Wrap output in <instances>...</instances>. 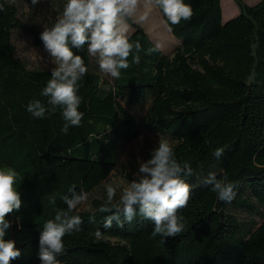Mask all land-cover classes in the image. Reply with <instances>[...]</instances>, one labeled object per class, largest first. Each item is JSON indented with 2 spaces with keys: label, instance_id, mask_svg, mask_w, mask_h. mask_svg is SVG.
<instances>
[{
  "label": "trees",
  "instance_id": "16d2710c",
  "mask_svg": "<svg viewBox=\"0 0 264 264\" xmlns=\"http://www.w3.org/2000/svg\"><path fill=\"white\" fill-rule=\"evenodd\" d=\"M232 1L238 14L222 22L220 0H185L194 15L171 30L166 26L178 41L170 55L128 19L129 37L144 51L139 65L121 70L119 79L101 72L86 46L73 49L88 67L80 81L84 118L64 134L59 109L44 119L27 111L30 101L46 99L40 93L51 69L29 68L14 36L45 50L40 34L56 22L66 0H0V167L18 171L22 199L21 209L8 217L5 239L21 251L11 264H40L39 235L57 207L49 202L53 191L61 197L75 185L90 194L115 171L121 147L143 131L171 141L177 159L194 169L187 179L191 197L181 210L186 231L162 241L140 217L104 229L106 214L92 216L104 200L92 199L76 211L84 224L65 236L61 264H264V0ZM23 6L40 12L41 22H25ZM218 147L225 151L216 159ZM210 173L236 182L230 203L205 185ZM135 178L124 177L127 184ZM98 228L102 239L95 236Z\"/></svg>",
  "mask_w": 264,
  "mask_h": 264
},
{
  "label": "clouds",
  "instance_id": "9594fccd",
  "mask_svg": "<svg viewBox=\"0 0 264 264\" xmlns=\"http://www.w3.org/2000/svg\"><path fill=\"white\" fill-rule=\"evenodd\" d=\"M40 2L31 0L32 5ZM147 3L161 10L169 30L182 21H190L194 15L185 0H147ZM138 5L139 0H66L56 22L51 27L45 26L40 34L54 66L40 93L46 99H34L27 105L33 118L44 119L59 109L64 120L62 133L67 134L70 127L81 126L84 113L80 111V81L88 67L84 58L73 49L80 51L86 46L88 55L97 59L99 70L114 79L120 78L121 70L129 69L132 64L139 65L144 49L139 40L130 39L126 25V21L136 14ZM3 10L4 5L0 4V11ZM156 50L149 49L148 54ZM224 151L223 147H218L212 155L219 159ZM194 174L189 161L177 159L172 142L160 137L150 158L138 163L136 178L119 190L118 200V188L112 183L104 185L106 199L93 211V220L97 214H106L103 228L111 229L113 224L122 228L125 223L130 224L140 217L153 224V237L159 236L162 241L175 238L187 229L181 210L190 200L191 186L187 179ZM19 179L20 174L14 168L0 167V264H11L21 256L15 241L5 239L12 226L8 217L22 207L21 193L17 190ZM204 183L210 186L219 201L230 203L236 195L237 184L227 175L218 178L215 173H210ZM60 199L66 207L56 209L54 218L43 224L39 235L40 264H61L58 256L65 251V236L81 231L84 224L76 210L87 204L89 193L78 191L72 185ZM49 202L55 205V195ZM95 236L103 238L99 228Z\"/></svg>",
  "mask_w": 264,
  "mask_h": 264
},
{
  "label": "rangeland",
  "instance_id": "374dc122",
  "mask_svg": "<svg viewBox=\"0 0 264 264\" xmlns=\"http://www.w3.org/2000/svg\"><path fill=\"white\" fill-rule=\"evenodd\" d=\"M248 5H253L259 0H245ZM222 22L235 17L238 14V9L232 0H220ZM21 13L24 21L28 22L35 18L37 23L41 22L43 17L40 12L33 14L26 6L21 8ZM146 16L147 19H141ZM136 24L140 25L145 32L150 36L153 43L164 53L170 55L175 48L178 41L175 40L169 33L166 25L161 19V16L154 5L147 3V0H139L138 10L131 18ZM127 25V24H126ZM128 33L132 29L127 25ZM129 33V34H130ZM14 45L16 47L18 56L29 66V68L51 69L54 65L50 62V57L45 50L35 48L32 41L23 36L16 34L14 36ZM158 138L142 132L140 137L129 145H124L120 149L119 158L115 171L111 176L101 184L97 189L89 194L87 204L78 206L76 211H84L88 208L89 202L92 199H106L104 185L112 183L118 188L117 200L119 199V190L127 186L125 175L136 177L138 163L145 161V156L151 154V151L156 147ZM58 192V193H57ZM60 190H54L53 195L56 197V209L64 208L62 200L60 199Z\"/></svg>",
  "mask_w": 264,
  "mask_h": 264
}]
</instances>
